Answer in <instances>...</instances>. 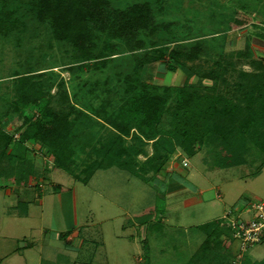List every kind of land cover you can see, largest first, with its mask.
Wrapping results in <instances>:
<instances>
[{"label": "rangeland", "instance_id": "obj_1", "mask_svg": "<svg viewBox=\"0 0 264 264\" xmlns=\"http://www.w3.org/2000/svg\"><path fill=\"white\" fill-rule=\"evenodd\" d=\"M2 1L1 12L19 7L21 15L27 13L29 0H8L6 7ZM110 1L121 9L144 2L153 7L154 27L141 33L144 47L131 50L118 37H112L116 53L82 60L79 50L69 41L56 39L51 25L31 13L24 18L26 25L21 32H0V123L6 131L20 135L28 118L37 114L39 103L48 102L54 110L64 106L70 109L69 103L88 109L96 106L100 100L94 97L104 96L106 85L124 84L127 76L152 85L187 84L203 91L216 85L221 104L229 99L244 101L237 98L239 91L234 85L249 82V74L258 73L264 65V0ZM239 21L251 26L229 28ZM200 38L204 44L198 58H181L187 63L185 68L191 67L194 72L186 82L184 67L176 71L167 68V61L171 62L169 50L181 44L190 46ZM104 42H96L95 47ZM216 61L230 67L221 71L225 80L203 78L205 72L222 70ZM83 63H89V67H83ZM241 71L248 74L245 79ZM18 76L38 85L25 86ZM97 81L99 90L93 93ZM63 91L69 103L63 100ZM22 96L33 98L36 104H23ZM126 139L127 144L132 143L130 135ZM144 142V152L130 161L139 171L153 153L152 140ZM29 143L16 151L14 143L0 148V186L4 188L0 187V193H11L5 198L0 194V264H189L202 246L209 247L208 254L216 253V264H240L237 243L228 247L219 238L208 240L205 232L194 225L211 218V210L206 214L198 212V205L186 204L184 191L193 199L201 188L213 189L214 193L217 188L220 197L213 211L219 212L218 218L224 213L236 215L253 202H264V152L258 147H250L241 165L219 168L213 165L207 147H198L190 156L176 146L158 171L142 172L141 177L116 165L97 170L85 184L55 167V156L47 147L32 140ZM13 152L18 156L15 162ZM78 153L77 171L98 156L91 148ZM22 169L33 171L27 181L23 180ZM171 176L174 181L179 179L186 190L168 193ZM25 192L35 193L36 198L43 192L44 201L27 205L17 198ZM16 199V209L27 212L21 219L9 213ZM251 216L252 212L242 214L244 219ZM7 219L14 223L3 228ZM69 234L71 243L66 240ZM29 242L32 245L27 247ZM243 255L251 261L263 259L264 241L249 246Z\"/></svg>", "mask_w": 264, "mask_h": 264}, {"label": "trees", "instance_id": "obj_2", "mask_svg": "<svg viewBox=\"0 0 264 264\" xmlns=\"http://www.w3.org/2000/svg\"><path fill=\"white\" fill-rule=\"evenodd\" d=\"M2 2L5 7L8 5V0ZM26 6L27 13L22 15L19 7L0 11L1 33L7 34L16 29L18 33L21 32L26 25L24 18L31 13L40 22L51 25L56 39L69 41L79 50L82 60L99 59L116 53L118 49L112 43V37H118L131 50L142 48V31L153 28L155 24L154 9L146 2L122 9L114 6L110 0H29ZM245 24L239 21L229 28ZM98 41L105 42L98 48L95 47ZM203 44L200 38L190 46L181 44L172 47L168 54L171 62L167 61V68L170 71L185 68L187 63L181 58L197 59L203 51ZM83 64V67H89V63ZM215 64L222 70H210L201 76L218 82L222 78L221 71L225 72L230 67L220 61ZM259 68L261 71L258 73L249 74V82L238 81L234 85L235 90L239 91L237 98L241 97L244 101L233 102L229 99L226 104H221V96L216 95V85L203 91L187 84L152 85L134 77L131 80L130 76L124 78V84L103 86L104 96L94 97L100 103L89 109L69 103L64 89L62 98L69 103L70 109L64 106L55 107L54 110L48 102L39 103L37 114L28 118V125L20 133L19 139H15L14 133L6 131L0 123V148L5 149L14 143L13 149L16 151L17 148L25 149L31 140L40 143L55 156V167L85 184L90 182L97 170L116 165L141 177L142 172L151 169L158 171L176 146L190 156L197 152L198 147L205 146L212 154L215 167L239 166L246 161V153L251 146L264 152V65ZM191 69L185 68L186 82L194 74ZM241 74L244 79L248 75L245 71H241ZM17 78L25 86L35 88L38 85L36 82H24L26 78L22 76ZM42 85L39 84L40 87ZM99 86L97 81L92 92H97ZM22 100L23 104L34 102L33 98L26 96H22ZM134 128L136 133H132ZM101 131L105 134L101 135ZM129 135L131 144L126 142ZM143 140H152L153 153L147 156L139 171L133 168L132 162L134 157L144 152L143 146L146 144ZM87 148H91L99 157L85 164L80 170L83 176L76 169V160L78 152ZM12 154L15 162L18 156L14 152ZM261 167L253 173H257ZM20 172L25 181L33 173L32 169H22ZM198 227L205 232L208 240L219 238L221 243L226 241L228 247H232L234 241L227 238L230 232L221 224V218ZM208 252L209 247H200L189 264H216L213 261L216 253ZM243 257H238L240 264H264V258L251 261Z\"/></svg>", "mask_w": 264, "mask_h": 264}, {"label": "built area", "instance_id": "obj_3", "mask_svg": "<svg viewBox=\"0 0 264 264\" xmlns=\"http://www.w3.org/2000/svg\"><path fill=\"white\" fill-rule=\"evenodd\" d=\"M14 138L19 139V135L14 133ZM184 165L188 162L185 159ZM252 212L250 218L244 219L242 214ZM221 224L229 229L230 234L227 238H231L238 245V257L242 258L243 251L249 246L264 241V202H253L251 205L239 211L236 215L224 213L221 216Z\"/></svg>", "mask_w": 264, "mask_h": 264}, {"label": "crops", "instance_id": "obj_4", "mask_svg": "<svg viewBox=\"0 0 264 264\" xmlns=\"http://www.w3.org/2000/svg\"><path fill=\"white\" fill-rule=\"evenodd\" d=\"M250 26H251V23L245 24V25L240 26V27H243V28L247 27L248 28ZM178 72H180V73H178ZM177 73L179 75V74H181V71H177ZM178 175L176 176V178L182 177L181 175L180 176H178ZM168 184H169L168 193H170V194L176 193L179 190H181V191H183V189L186 190V186L184 184H182L179 181V179H178V181H174L172 176L169 177V183ZM213 188H214V186H213ZM2 189H4V188H2ZM19 190H22V189L19 188ZM175 190H177V191H175ZM212 190L213 189L201 188L198 191V194L195 195L194 197H192L193 199H191L189 197L190 195H187L188 191H184V193H185V202H187L186 204L193 205V206L194 205H198L199 206L198 212H203V213H206V214L209 212V210H211V213H210L211 216H210V214H208L211 218H207L208 220H205L203 222H200V221L194 222L195 226H198L200 224H203V223H206V222L221 218V217L218 218V216H220L219 212L213 211V205L218 202L217 201V197H220V193L217 191V188H215V193H214V190H213V193H212L211 192ZM42 193L43 192H41V196L40 197L36 198L35 196H37V195H35V193H32L30 195V194L25 192L24 194H22V196H18L17 198L18 199L21 198L22 200H24V202H26L25 204H27V205L30 204V203H32V204L33 203H38V201H40V203H42L44 201V199L42 197V195H43ZM0 194L3 195V197L5 198L6 194L10 195L11 193L7 192V190H6V192H1ZM187 198H190V199H188L186 201ZM18 199H16V201L11 204V207L9 206V213H10V215H14L16 218H20L21 219L22 216H25L27 214V212L22 213V212H20V210L16 209L18 206H15V204H17ZM162 217L165 218V219L166 218L168 219V217H164V216H162ZM13 220L16 221L17 219H13ZM10 222H13V221H11L9 219L5 220L3 222V226L2 227L3 228H7L6 224L10 223ZM43 235H44V233H43ZM70 236H71V234H69L66 237V240L68 241L67 243H71ZM31 245H32V242H29V243L26 244L27 247H29ZM188 262L189 261H187L186 263H188Z\"/></svg>", "mask_w": 264, "mask_h": 264}]
</instances>
